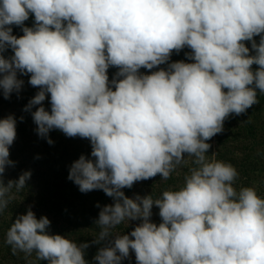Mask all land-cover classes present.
I'll list each match as a JSON object with an SVG mask.
<instances>
[{"label": "clouds", "instance_id": "clouds-1", "mask_svg": "<svg viewBox=\"0 0 264 264\" xmlns=\"http://www.w3.org/2000/svg\"><path fill=\"white\" fill-rule=\"evenodd\" d=\"M30 14L32 26H24ZM184 48L188 62H170ZM110 66L118 69L111 80ZM18 74L38 88L24 111L39 137L52 144L48 133L57 129L90 142L67 178L114 203L96 205L100 231L91 243L101 246L92 262L85 259L89 242L49 235L50 220L31 206L6 232L14 254L35 252L48 264H122L131 249L136 264H264V197L254 187L237 190L235 166L215 152L206 156V141L225 119L257 103V90L264 93V0H0L5 99L21 91ZM16 123L14 114L0 119V173L15 163L9 146ZM186 156L195 166L181 187L156 199L125 196L122 189L136 181L167 179ZM30 175L0 181V211ZM153 205L159 224L150 219ZM126 219L139 223L112 234Z\"/></svg>", "mask_w": 264, "mask_h": 264}, {"label": "rangeland", "instance_id": "rangeland-1", "mask_svg": "<svg viewBox=\"0 0 264 264\" xmlns=\"http://www.w3.org/2000/svg\"><path fill=\"white\" fill-rule=\"evenodd\" d=\"M12 29L14 35L21 32V26L12 25ZM253 39H255L257 43L259 42V36H255ZM244 43L249 47L251 54V42L244 41ZM188 51H190L188 48L180 50L179 53L173 51L170 62L177 60H185L188 62L184 55V53ZM3 55L10 56L11 53L4 52ZM159 67H166V65H160ZM257 67L258 66L255 64L252 65L253 70ZM155 70L157 69L147 70L141 68L139 71L148 74ZM117 71L118 69L116 67H109L108 76L110 80ZM18 78L24 80V85L19 94L13 92L8 99H5L2 91H0V119L5 118L9 114H14L17 118L15 140L20 142L19 145L16 146L17 150L29 152L30 150L36 149L38 152H41L45 160H48L46 157L48 155L53 158H62L61 163H64L72 155L80 156L81 154H85L87 156L91 151V145L87 138H81L79 136L68 137L60 130L53 129L48 133V136L54 143L49 144L46 139L37 135L35 131L36 125L33 122L31 113L29 111H24V107L38 91V88L28 83V75L20 76L18 74ZM257 101V103L253 104L248 109L250 110L253 108L260 111L261 115L258 122L252 120L255 124L257 123L258 126L264 128V93H260L258 90ZM43 103L45 107L48 108L47 98ZM35 107L37 106H34L32 111L35 110ZM247 110L239 115L230 114L225 119L222 132L217 133L206 141L210 144L206 156L215 152L216 159H218V149L221 150V156L218 160L231 163L237 169L239 175L234 182V186L237 190H239L241 186L254 187L257 194L264 197V129L261 132H247L248 127L253 124L252 121L248 120L250 118L247 117V115L250 113ZM20 117H23V119L21 120ZM220 138L222 142L219 144L218 140ZM11 151H13V149ZM51 153L53 155H51ZM193 160L194 157L186 156L184 161L176 165L167 179H161L160 174H157L154 177L136 181L131 188L125 187L122 191L125 196L132 199H135L137 195L143 197L149 194L152 195L153 199H156L164 190L177 189L183 185L184 176L187 174L188 169L195 166ZM35 166L37 168L39 167L38 164ZM55 174L57 173H54V175ZM2 175H0V181L4 184L12 180L10 174L7 178H4ZM54 175L50 176L54 177V180L57 181L58 184H63V181L56 178ZM32 182L31 179L30 183ZM27 186L30 188L29 185ZM69 186L70 187L67 189V196L74 201L73 205L78 210V218L59 216L58 213H55L58 211L49 212L48 209L51 206L49 202L39 205L38 202L40 200H37L36 197L30 196V198H20L17 196V190L14 187L11 189L9 195H11L12 199L8 206L0 211V223H3V226L0 225V264H48L47 260L39 261L36 258L35 252L31 255H26L17 250L14 254L12 248L5 243L6 232L12 221H14L18 215L24 214L29 206H31V210L34 211L35 214H39L36 216L38 219L43 215L47 216L50 220V225L46 229L49 235L60 234L77 244L89 242L90 246L85 249V259L92 262L93 256L101 246L91 243V241L99 235L100 226L96 225L95 221L98 218L100 207L113 204L114 201L112 197L107 196L103 190L94 189L88 192H81L78 186L72 181ZM21 194L22 193H20V195ZM18 199L21 201L20 203L16 201ZM97 204H99L100 207H97ZM151 211L152 216L150 219L159 224V209L153 205ZM138 223L139 220L130 221L128 224L126 219L121 224L111 229V232L112 234L128 233ZM122 264H136L134 251L130 249L129 256L122 261Z\"/></svg>", "mask_w": 264, "mask_h": 264}, {"label": "trees", "instance_id": "trees-1", "mask_svg": "<svg viewBox=\"0 0 264 264\" xmlns=\"http://www.w3.org/2000/svg\"><path fill=\"white\" fill-rule=\"evenodd\" d=\"M32 24L33 17L30 14L29 19L24 21V26L31 27ZM20 35H23L22 30L17 34V36ZM5 52L12 54L11 49L6 50ZM247 111L250 113L247 115V117L250 118L248 120L252 122L253 120H256L258 122L261 115L260 111L253 108L250 110L248 109ZM263 129L262 126H258L257 123L255 124L253 122L252 126L248 127L247 132H261ZM221 142L222 139L220 138L218 143L220 144ZM19 143L18 140H14L12 145L9 146V159L15 163L13 166H6L5 171L0 173V175L3 174L2 176L7 178L10 174L11 179L15 181L24 171H30L31 174L34 175H30V178L27 179L26 186L23 189L16 191L18 197L30 198V196H34L37 200H40L38 202L39 205L45 202L50 203L51 206L48 209L49 212L58 211L55 213H58L59 216L78 218L79 214L77 208L73 205L74 201L67 196V189L70 187L69 185L71 183V180L67 177L69 166L74 160L78 159L79 156L72 155L64 163H61L62 158H53L48 155L46 156L48 160H45L41 152H38L36 149L30 150L29 152L17 150L16 146H18ZM12 149L13 151H11ZM51 155L53 154L51 153ZM220 156L221 150L218 149V159H220ZM35 163L39 165L38 168L35 166ZM54 173L57 174L54 175ZM50 175H54L56 178L62 180L63 184H58V182L54 180V177ZM31 179L33 181L32 183H30ZM27 185H29L30 188H28ZM20 193L22 194L20 195ZM16 201L18 202L19 199ZM20 202L21 201H19V203ZM35 215L37 216L39 214ZM0 225L3 226V223H0ZM9 247L12 248L10 245Z\"/></svg>", "mask_w": 264, "mask_h": 264}]
</instances>
